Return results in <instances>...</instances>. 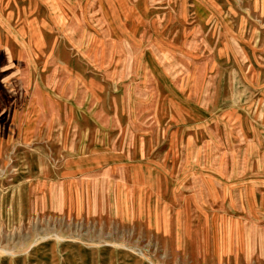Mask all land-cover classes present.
I'll return each mask as SVG.
<instances>
[{"label":"rangeland","instance_id":"374dc122","mask_svg":"<svg viewBox=\"0 0 264 264\" xmlns=\"http://www.w3.org/2000/svg\"><path fill=\"white\" fill-rule=\"evenodd\" d=\"M0 264H264V0H0Z\"/></svg>","mask_w":264,"mask_h":264}]
</instances>
